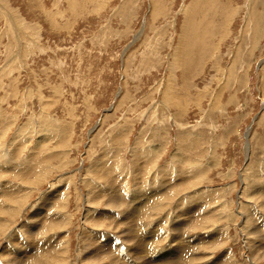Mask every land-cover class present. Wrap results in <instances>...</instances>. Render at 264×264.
Listing matches in <instances>:
<instances>
[{"label":"rangeland","instance_id":"obj_1","mask_svg":"<svg viewBox=\"0 0 264 264\" xmlns=\"http://www.w3.org/2000/svg\"><path fill=\"white\" fill-rule=\"evenodd\" d=\"M263 242L264 0H0V264Z\"/></svg>","mask_w":264,"mask_h":264},{"label":"bare ground","instance_id":"obj_2","mask_svg":"<svg viewBox=\"0 0 264 264\" xmlns=\"http://www.w3.org/2000/svg\"><path fill=\"white\" fill-rule=\"evenodd\" d=\"M138 192V191H137ZM135 193V192H134ZM159 194V193H158ZM132 196H134V198H135V196L136 195H132ZM162 196V195H161ZM55 197V196H54ZM119 197V196H118ZM48 200V199H47ZM114 200H115V198H114ZM148 200V199H147ZM26 201V200H25ZM44 201H46V200H44ZM113 201V200H112ZM161 201V200H160ZM114 202V201H113ZM122 202V201H121ZM124 202V201H123ZM117 203V202H116ZM147 203V202H146ZM48 204V203H47ZM159 204V203H158ZM43 205H45V204H43ZM57 205V204H56ZM156 206V205H155ZM50 207V206H49ZM142 207V206H141ZM140 207V208H141ZM159 207V206H158ZM42 209H43V207H41ZM137 208V207H136ZM160 209V208H159ZM128 211V210H127ZM157 211V210H156ZM39 213V212H38ZM44 214V213H43ZM131 214V213H130ZM38 215V214H37ZM46 216V215H45ZM44 216V217H45ZM202 221V220H201ZM37 222H38V220H37ZM42 223V222H41ZM59 224V223H58ZM45 225V224H44ZM38 227V226H37ZM44 228H47V227H44ZM28 229V228H27ZM48 229V228H47ZM46 231H48V230H46ZM255 232V231H254ZM31 233V232H30ZM48 235V234H47ZM191 235V234H190ZM20 237V236H19ZM30 238V237H29ZM19 239V238H18ZM131 239V238H130ZM175 239V238H174ZM177 239V238H176ZM256 240V239H255ZM30 242V241H29ZM137 242V241H136ZM141 242V241H140ZM142 243V242H141ZM188 243H190V240L188 241ZM264 243V242H263ZM26 244H28L27 245V247L25 248L26 250H28V247H29V243H26ZM250 244V243H249ZM253 244V243H252ZM262 244V243H261ZM257 245V244H256ZM30 246H32V245H30ZM35 246V245H34ZM37 246V245H36ZM147 247V246H146ZM188 248V247H187ZM185 249L184 248V250H185V252H188V251H190L191 249ZM8 249V248H7ZM11 249V248H10ZM34 249V248H33ZM38 249V248H37ZM30 250H32V249H30ZM39 250V249H38ZM145 250V249H144ZM12 251H14L16 254L15 255H12L11 256V259H10V261L12 262V264H25L26 262H24V261H27V258L29 257V255H30V253H29V255H28V252H26V251H24V252H22V251H15L14 249H12ZM30 252V251H29ZM32 252V251H31ZM145 252V251H144ZM184 252V253H185ZM197 252V251H196ZM14 254V253H13ZM191 254V253H190ZM201 254V253H200ZM7 255V254H6ZM31 255H32V253H31ZM193 255H195V256H201V255H198V254H194L193 253ZM262 255H264V254H262ZM24 256V257H23ZM20 257H23V258H20ZM203 257V256H202ZM30 258V257H29ZM171 258H172V255H171ZM198 258V257H197ZM184 259H186L185 257H181V256H177V257H174V258H172L171 260H170V262L168 263V264H188L187 262H185V260ZM203 259V258H202ZM192 260V259H191ZM167 262V261H166ZM181 262V263H180ZM190 262V261H189ZM45 264V263H44ZM48 264V263H47ZM159 264V263H158Z\"/></svg>","mask_w":264,"mask_h":264},{"label":"crops","instance_id":"obj_3","mask_svg":"<svg viewBox=\"0 0 264 264\" xmlns=\"http://www.w3.org/2000/svg\"><path fill=\"white\" fill-rule=\"evenodd\" d=\"M180 250H181L182 253L185 252V250H184L183 248H181V249H179V248H174V250H173V252H172V258L177 257V256L184 257V256H182V255L180 254ZM172 258H171V259H172Z\"/></svg>","mask_w":264,"mask_h":264}]
</instances>
